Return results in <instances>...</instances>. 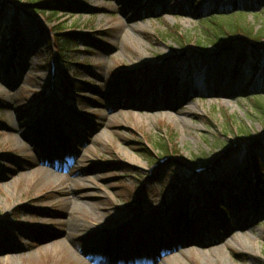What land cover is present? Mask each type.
Here are the masks:
<instances>
[{"label":"rangeland","instance_id":"1","mask_svg":"<svg viewBox=\"0 0 264 264\" xmlns=\"http://www.w3.org/2000/svg\"><path fill=\"white\" fill-rule=\"evenodd\" d=\"M6 1L0 264L102 260L104 250L78 252L91 239L58 235L66 188L93 196L89 218L80 215L78 224L125 221L113 233L115 257L128 259L137 249L138 264H264V187L255 199L245 154L254 137L264 186V59L256 73L247 56L234 74L241 38L216 26L238 22L264 35V9L253 0L229 15L214 14L224 11L223 0H201L197 8L192 0H73L77 10L53 17L29 7L50 0ZM21 9L27 15L15 24ZM61 30L75 33L76 48L65 56L70 66L60 62L53 38ZM11 31L21 45L16 73ZM224 40L235 49L230 54ZM47 123L57 131L47 132ZM171 162L182 168L169 169ZM189 188L198 197L194 224L178 199Z\"/></svg>","mask_w":264,"mask_h":264},{"label":"trees","instance_id":"2","mask_svg":"<svg viewBox=\"0 0 264 264\" xmlns=\"http://www.w3.org/2000/svg\"><path fill=\"white\" fill-rule=\"evenodd\" d=\"M193 5L191 7L197 8L198 4L201 2V0H192ZM254 6L256 8H262L264 9V0H253ZM244 0H223L221 6H223L225 9L221 12L220 8L216 9L214 11V14L222 15V13L226 14H240L242 12L241 8L242 4H244ZM9 6L8 1L6 0H0V11H3L5 7ZM29 7L34 8L37 11H40L41 13H50V16H55L57 11H67V12H73L77 10V8L80 7L75 1L73 0H59V1H39L36 2L33 5H30ZM3 8V9H2ZM16 18L18 21V18L25 17V14L27 13L21 9L18 11H15ZM218 15L212 16V17H219ZM212 23L214 21H211ZM17 23V22H16ZM218 28L224 29V27L229 28L230 31H227L229 35H238L241 38V41H239V48L241 47V50L236 53L235 58V66L233 68V73L237 74L240 73L243 69V63L245 59L250 57L252 61H254L253 68L255 69L256 73L261 68L260 63L264 59V49L262 47V41L264 39V35L262 32H259L258 34H254L253 29L247 26H244L242 23H226V22H218L217 25ZM57 30H60V27L56 28ZM75 33H63V31H58L54 33V39L56 42V49L58 53V58L61 63H66L73 65L72 63L66 61L65 56L71 52L72 48H76L74 39H75ZM10 39V38H9ZM253 42V43H251ZM223 44H226V54H230L233 49L230 47L227 42V40H224L222 42ZM251 43V44H250ZM11 53H12V61L10 63V69L15 73L17 70V65L19 64V61L16 58V55L18 53V48L21 47L20 43L17 40H14V38L11 39ZM243 44V45H242ZM74 46V47H73ZM256 74H254L255 76ZM263 77L258 80V82L264 84V75ZM66 91V88H65ZM254 137L251 139L250 148L248 151H245V154H248L252 157V166H253V176H254V185H255V195L254 198L258 199L259 195L262 194V188L264 187L261 182V167L262 164L258 162L257 158L255 157L256 150L258 149L257 144ZM142 145V144H141ZM168 152V149H167ZM169 169H180L181 164L177 162H171L167 164ZM247 174V170L244 169L243 176ZM179 179V178H178ZM177 179V180H178ZM219 207L223 208V205L219 204Z\"/></svg>","mask_w":264,"mask_h":264},{"label":"bare ground","instance_id":"3","mask_svg":"<svg viewBox=\"0 0 264 264\" xmlns=\"http://www.w3.org/2000/svg\"><path fill=\"white\" fill-rule=\"evenodd\" d=\"M166 76L167 75H172L173 73V67H168L166 69ZM167 76L168 78H170ZM212 85V84H211ZM216 88V86H214ZM119 89V88H118ZM215 91V89H214ZM121 97H117V101L120 100ZM44 129L47 130V132H53L55 133L57 131V125L56 126H51V124L47 123L42 124ZM62 144V142H61ZM133 163L138 165L139 162L136 160L135 157L132 158ZM50 177V175H47ZM62 185V184H61ZM81 186V185H80ZM84 187V186H81ZM60 197H62L61 204L64 208V215L66 217V221L64 223V230H62L58 235H62L63 237H78L79 240H90L88 241V245L78 249V252L82 255H88V256H94L98 253H100L102 250H104V256L102 260L98 262H84V264H115L113 263V259H115V255L113 253L112 249V242L115 240L116 236L113 235L119 228L122 227L123 222L120 221L118 217H111V214H108V220L110 219V222L108 223L107 221H102V219L99 217L98 219L94 220V226L93 227H85L83 225L78 224L77 218L81 215L83 217L89 218V215H87V208L91 207L93 196L90 194H76V192H73L69 190V188H66L64 191H61ZM119 212V211H118ZM121 213V212H120ZM195 212L192 215L191 220H193V224L197 223V220L194 216ZM195 218V219H194ZM93 220V218H92ZM199 233H197V237ZM103 239L104 245L106 247H102L100 245V239ZM93 240V242H92ZM92 242V243H91ZM172 244L171 246H173ZM165 251V250H164Z\"/></svg>","mask_w":264,"mask_h":264}]
</instances>
